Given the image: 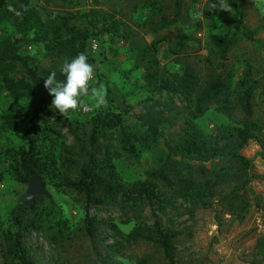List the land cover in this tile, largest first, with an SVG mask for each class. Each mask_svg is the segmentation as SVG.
<instances>
[{
    "label": "rangeland",
    "instance_id": "374dc122",
    "mask_svg": "<svg viewBox=\"0 0 264 264\" xmlns=\"http://www.w3.org/2000/svg\"><path fill=\"white\" fill-rule=\"evenodd\" d=\"M3 1L7 15H15L21 0ZM178 1L176 23L153 30L156 22L173 18L176 0H30L49 27L58 25L52 13L80 14L92 9L110 14L109 19L119 23L118 36L110 39L108 33L99 32L101 19L94 20L91 26L99 37L88 41L95 57L91 63L95 67L92 84L103 85L107 105L70 112L69 117H63L65 122L55 127L64 145L60 139L41 145L42 151H51L59 162L65 160L66 146L72 163L66 169L59 166L61 174L45 177L50 196L43 197L38 212L26 219L29 223L34 219L37 224L24 232L26 252L35 264L96 263L90 240L83 232L86 202L82 194L65 186L64 179L75 177L85 163L90 150L89 118L100 110L121 113L123 125L136 136L132 140L134 154L120 147L118 129L108 131L101 142L119 153L113 164L124 182L144 180L161 163L165 140L179 143L193 136L201 145L216 147L220 154L205 161L178 154L167 166L166 174L172 181L179 173H191L196 181L210 184L211 189L199 200L177 198L176 208L167 206L163 211L158 204H145L132 211L121 206L118 196L106 197L102 204L89 205L91 216L115 224L123 234L135 225H151L153 221L164 229L179 231L174 245L177 264H264V0H227L231 11L220 10L214 16L203 12L208 0ZM237 9L245 27L255 34L252 40L239 36L221 67L219 50L211 38L231 35ZM69 23L78 28L88 26L84 17ZM93 44L99 47L95 52ZM154 46L160 76L181 74L185 66L194 70L198 88L189 101L179 93L155 92L145 81ZM20 52L32 56L35 64L42 67L61 64V58L42 50L41 45L21 44ZM219 71L223 73L224 90L204 106L203 114L195 117L196 96ZM249 85L252 112L247 117L238 95ZM34 99L32 93L18 98L2 93L0 113L17 108L29 112ZM86 99L90 105L94 103ZM244 122L254 123L257 129L246 142L240 143L236 137L215 139L217 125L241 126ZM143 123L154 125L160 134L152 136ZM27 127L26 119L12 130L0 126V229L7 226L9 212L27 189V183L17 181L11 173ZM95 157L99 161L101 154L95 153ZM58 219H64L65 229L56 225ZM94 241L113 264H142L144 258L149 260L143 264H167L157 245L142 240L125 244L104 225L96 230ZM3 246L0 239V264H13L3 257Z\"/></svg>",
    "mask_w": 264,
    "mask_h": 264
},
{
    "label": "trees",
    "instance_id": "16d2710c",
    "mask_svg": "<svg viewBox=\"0 0 264 264\" xmlns=\"http://www.w3.org/2000/svg\"><path fill=\"white\" fill-rule=\"evenodd\" d=\"M228 1L226 0V3ZM220 0H208L203 12L206 16H214L220 10L211 8L212 4L219 5ZM23 6V7H22ZM175 13L173 18L160 20L155 23L153 30H158L170 26L177 21L179 15V1L176 0ZM25 7L27 10L25 11ZM0 95L6 93L9 97L18 98L27 93L34 94L35 105L29 112H23L17 108L12 111L0 113V126L4 130L17 128L23 120L28 121V127L23 132L22 144L17 149L18 160L11 170L14 178L21 183H28V180L38 175L45 185V177L61 174L60 167L66 169L71 163L70 150L64 146L65 160L59 162L51 151H42L41 145L60 139L61 134L55 127H60L65 122L63 116L52 107L53 97L44 87V81L53 71L56 72L58 80H64L65 76L61 72V67L65 61H70L79 53L85 52L88 55V62L94 61V56L90 51L88 41L99 36L94 32L91 23L94 20L102 21L99 32L108 33L110 39L118 36L119 23L114 19H109L110 14H101L99 11L90 10L89 13L80 14H58L52 13L51 17L58 25L49 27L38 14V11L31 5L30 0H21L17 13L7 15L5 2L0 0ZM235 15L234 30L228 37L214 36L211 38L212 44L219 50L221 67L226 60V54L230 47L236 42L239 36L247 40H252L255 32L245 27L242 15L237 9ZM76 17L87 19L88 26L78 28L69 22ZM99 33V34H100ZM21 44L41 45L42 50L53 53L61 58L60 66L42 67L35 64V60L26 53L20 52ZM99 49L97 46L96 51ZM111 50V49H110ZM155 46L151 48V60L145 70L144 79L155 92H165L170 94L179 93L190 100L193 93L198 88V80L194 70L185 66L181 74L171 76H160L159 61L156 58ZM225 88L222 71H219L206 83L204 89L196 96L194 101V116H200L205 111V105L216 99ZM252 86H247L238 95L240 108L247 117L251 115ZM90 133L88 135L89 152L86 154L85 163L79 168V172L73 178H65V186L83 195L86 202L83 217V232L90 240L91 252L96 259L95 264H113L112 261L103 255L102 250L95 244L94 238L96 230L104 225L116 234L125 244L142 240L147 243L157 245L163 254L167 264H177L174 255V245L176 239L181 234L179 231L162 228L158 221H153L151 225H135L127 233L123 234L113 223L98 220L89 214V205L102 204L106 197L118 196L121 206L129 210H137L141 206L148 204H158L164 211L167 206L175 207L174 201L177 198L185 201L199 200L211 189L208 182H198L191 173L177 174L172 181L166 174L167 166L173 157L182 154L185 157H196L202 161L212 157H218L219 151L216 147H206L201 145L193 136L184 142L171 143L167 140L165 144V155L161 163L147 173L144 180L124 182L115 170L113 161L119 157L117 151H112L109 146H102L107 132L113 129L119 130V145L130 153L134 154L135 149L132 140L136 138L129 129L123 125L122 114L100 110L89 118ZM152 136L160 134L154 125L143 123ZM254 123L244 122L241 126H231L220 124L216 126L215 139L236 137L240 143L246 142L253 137L256 131ZM53 136L56 139H53ZM62 145L64 143L62 142ZM95 153L101 154L98 161ZM241 162L245 160L237 156ZM200 171L204 172L203 166ZM2 174L0 173V181ZM49 194L37 196L29 205L19 202L8 214L6 227L0 229V239L4 243L2 253L6 261L13 264H35L34 260L27 254L24 245V232H28L37 227L34 219L30 223L26 221L28 216L38 212L40 200ZM51 201V200H50ZM176 208V207H175ZM62 218V217H59ZM28 220V219H27ZM56 225L66 227L64 219H58ZM264 241V240H263ZM264 243V242H263ZM111 248V246L107 247ZM264 249V244H263ZM149 259L144 258L143 263ZM142 263V264H143Z\"/></svg>",
    "mask_w": 264,
    "mask_h": 264
},
{
    "label": "clouds",
    "instance_id": "9594fccd",
    "mask_svg": "<svg viewBox=\"0 0 264 264\" xmlns=\"http://www.w3.org/2000/svg\"><path fill=\"white\" fill-rule=\"evenodd\" d=\"M210 7L213 9L219 7V10L231 11V6L226 3V0H220L219 5L212 4ZM261 11L264 12V9ZM92 51H96L95 45ZM61 72L65 76L64 80H58L56 72L53 71L45 79L44 87L53 97L52 107L63 117H69V113L76 110L87 111L91 110L92 107L98 108L107 105V93L103 85L97 87L92 84L95 78V67L88 62V55L85 52L79 53L70 61H65L61 67ZM86 98L94 103L90 105Z\"/></svg>",
    "mask_w": 264,
    "mask_h": 264
},
{
    "label": "water",
    "instance_id": "95a60500",
    "mask_svg": "<svg viewBox=\"0 0 264 264\" xmlns=\"http://www.w3.org/2000/svg\"><path fill=\"white\" fill-rule=\"evenodd\" d=\"M118 104L120 109L123 110V103L119 102ZM47 193L48 192L42 182V179L38 175H34L28 180L27 189L20 196V202H22L24 205H29L34 201L35 197L47 195Z\"/></svg>",
    "mask_w": 264,
    "mask_h": 264
},
{
    "label": "built area",
    "instance_id": "2783aa9c",
    "mask_svg": "<svg viewBox=\"0 0 264 264\" xmlns=\"http://www.w3.org/2000/svg\"><path fill=\"white\" fill-rule=\"evenodd\" d=\"M95 44H93L92 46H91V48H93V46H94ZM96 46V45H95Z\"/></svg>",
    "mask_w": 264,
    "mask_h": 264
}]
</instances>
